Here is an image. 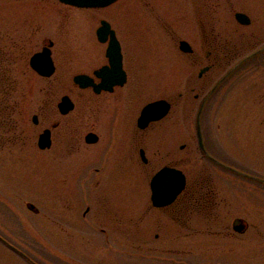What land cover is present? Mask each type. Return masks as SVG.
Listing matches in <instances>:
<instances>
[{
	"label": "rangeland",
	"instance_id": "obj_1",
	"mask_svg": "<svg viewBox=\"0 0 264 264\" xmlns=\"http://www.w3.org/2000/svg\"><path fill=\"white\" fill-rule=\"evenodd\" d=\"M238 12L247 14L251 24L241 25ZM104 18L128 45L129 65L143 64L142 104H129V123L150 101L172 98L174 103L154 132L157 142L148 144L157 151L172 132V165L190 181L177 206L162 210L151 202V179L166 159L154 155L147 165L140 158L129 162L121 186L118 182L117 192L108 195L112 204L98 206L95 197L102 192L94 190L89 153L76 161L37 145L43 126H35L33 116L42 121L44 103L57 108L67 90L57 75L75 76L101 64L92 53L104 47L96 36ZM46 38L56 41L58 67L50 78L29 64ZM181 40L192 45V56L179 50ZM262 46L264 0H120L97 11L58 0H0L1 73L11 77L5 83L17 82L10 95L11 124L0 128V232L55 264H264V184L204 158L196 131L203 98L236 62ZM135 49L142 54L137 62L131 55ZM208 65L212 69L200 80L198 73ZM76 100L78 107L89 106L83 98ZM201 121L210 154L264 177V54L219 88ZM89 125L86 121L81 132ZM196 190L201 192L196 197L210 193L209 206L186 205ZM28 203L40 213L29 210ZM237 218L249 223L243 235L233 230Z\"/></svg>",
	"mask_w": 264,
	"mask_h": 264
},
{
	"label": "flooded vegetation",
	"instance_id": "obj_2",
	"mask_svg": "<svg viewBox=\"0 0 264 264\" xmlns=\"http://www.w3.org/2000/svg\"><path fill=\"white\" fill-rule=\"evenodd\" d=\"M119 1L120 0H116L112 4L104 7L84 9L92 11L103 10ZM123 14L128 15L126 11H123ZM102 22H106L110 26V29L115 33L116 39L119 41L123 70L126 74L123 83L112 84L111 89L108 90L102 89L99 92L96 90V87L100 86L103 82L102 78L99 77L97 73L104 67H109L108 69L111 68L110 59L108 57V48L110 47L109 40L111 38V36H109L106 43L99 42L100 45L104 46L103 48L95 47L93 49L92 54L95 58H99L101 64L98 67L89 70L83 69L77 73V75L89 76L94 83L93 86L82 88L74 82V77L76 75L71 76L67 71H63L57 75V82L62 83L63 86L67 84L65 87L67 88L65 95H68L72 99L74 109L69 113L64 114L58 107L59 103L56 108L49 101H46L43 110L41 111L42 121L40 120V116L36 114L38 116V124L34 125L38 126L41 124L43 126L41 133L46 130L50 132L51 144L43 151L49 150L51 152L54 150L56 154L59 153L63 156H74L76 161L82 157L83 152L87 151L89 153V157L94 164L91 172L95 175L94 190L102 192V195H96V203H98V206H108L113 202L110 197L108 198V195L117 192L118 182H120L121 186L129 162L136 161L139 158L141 159V153L146 157V161L144 162L146 165L149 164L150 160H153L151 157L154 155L160 159H166L165 165L157 170V172L164 167H175L172 165V156H175V143L172 140V132L167 141L166 139L162 140L163 144L159 145L157 151H152L150 148L151 146L155 147L156 145L148 144V141L150 140L157 142L158 138H154V132L157 127L162 124L161 122H165L170 116L174 103L172 98H162L171 106L168 114L159 121H152L146 129H141L139 127V115L135 122L129 123V104L133 101L142 104L141 95L144 91L143 64L139 60V65H137V67L132 68L129 65L131 62L129 60L128 45L123 39H120L117 28L113 27V24L109 19L104 18L100 21V26L96 29V36L99 29L102 27ZM43 44V47L51 45L56 73L58 67L57 59L54 57L56 41L54 39L46 38L43 40ZM131 47L134 48V46ZM136 50L140 49H135V53H131V55L136 56L137 62L138 56L141 58L142 54L141 51H139V54L137 55ZM132 51H134V49H132ZM193 54L194 53L186 55L192 56ZM206 57L207 59H210L209 55ZM204 76L198 78L201 80ZM110 79L114 80L115 77ZM120 79L121 77H118L116 80ZM199 96V94H196L195 99H199ZM182 97L183 94H180V98ZM76 98H83V101L85 102L86 100L89 106L87 108L78 107ZM154 101L157 100L150 101L147 104ZM86 121H89V126L92 127L86 133H82L81 127ZM89 134H92V136L88 141L87 136ZM184 147L185 146H182V149H184ZM149 153H152L153 155H150ZM118 175H120V178H118ZM189 185L190 181L186 175V188L173 203L166 206L179 205L180 203H178V200L185 195ZM198 193H201L200 190H196L192 193L190 192L187 198V206H209L208 204L212 202L210 193L206 192L200 197H196ZM91 206L93 205H88L84 216L91 211ZM102 231L106 232L105 229H102ZM106 238H109L108 235ZM40 254L41 256L37 253L25 250L23 247L19 246L12 237L3 235L0 232V264H55L53 261L49 260L51 257H48L47 255L45 256L44 253ZM65 255V252H62V258L66 257ZM63 263L61 262L59 264Z\"/></svg>",
	"mask_w": 264,
	"mask_h": 264
},
{
	"label": "water",
	"instance_id": "obj_3",
	"mask_svg": "<svg viewBox=\"0 0 264 264\" xmlns=\"http://www.w3.org/2000/svg\"><path fill=\"white\" fill-rule=\"evenodd\" d=\"M63 3L77 6V7H104L109 4H112L116 0H60ZM236 19L242 25H250L251 19L244 13H237ZM103 26L98 31V37L101 42H106L108 37L111 36L109 42L110 47L108 49V57L110 59L111 68H103L100 72L97 73L99 77L102 78V84L96 87V90L99 92L102 89L108 90L111 89L112 84L115 83H123L125 79V72L123 70L122 65V55L120 52V44L116 39L114 31L110 29V26L106 22H102ZM51 46V45H50ZM180 50L186 54L193 53L192 46L187 41L180 42ZM264 54V46L259 49L253 51L247 56L240 59L236 62L212 87L210 92L203 98L201 102L199 111L197 113L196 118V131H197V139L200 151L206 159H208L211 163L216 166L229 171L235 175H239L244 178L251 179L255 182L264 184V178L243 172L235 167L224 163L219 160L212 154H210L206 148L204 133L202 129V115L208 103V100L221 88V86L245 63L256 59ZM31 67L41 76L50 77L55 72V65L52 59V53L49 47L44 48L42 52L35 54L30 60ZM210 70V66H206L202 68L198 74L201 78L204 74H206ZM115 77L114 80L110 78ZM118 77H121L120 80ZM75 82L79 84L82 88H87L93 86V81L86 75H79L75 77ZM170 104L166 100H158L153 103H150L144 107L142 110L141 116L139 118V127L141 129H145L152 121H159L164 118L169 110ZM60 108L64 114L68 113L70 110L74 108V105L71 99L68 96L63 97L62 103L60 104ZM33 121L35 124H38V117L35 115L33 117ZM92 134L87 136V140L91 139ZM50 145V132H45L40 136L39 139V147L41 149L46 148ZM146 161V159H145ZM186 187V176L185 174L176 168L164 167L160 170L151 181V189H152V203L156 208H165L166 205L173 203L176 198L183 192ZM27 208L34 213H39V209L32 203L27 204ZM233 229L235 232L239 234H244L248 230V223L246 220L242 218H238L233 223Z\"/></svg>",
	"mask_w": 264,
	"mask_h": 264
},
{
	"label": "trees",
	"instance_id": "obj_4",
	"mask_svg": "<svg viewBox=\"0 0 264 264\" xmlns=\"http://www.w3.org/2000/svg\"><path fill=\"white\" fill-rule=\"evenodd\" d=\"M1 66L2 65L0 62V128H2V126L3 128H5L7 125L10 126L11 124L12 110L14 109H12L13 105L10 101V95L12 94L11 90L13 89V87H17V82L15 81V83H5L6 81H9L11 77H7L6 71H4L5 73H1ZM5 84L7 85L6 88L4 87Z\"/></svg>",
	"mask_w": 264,
	"mask_h": 264
}]
</instances>
